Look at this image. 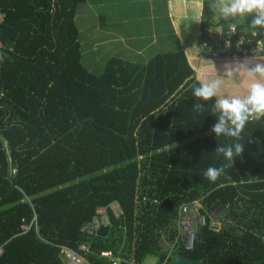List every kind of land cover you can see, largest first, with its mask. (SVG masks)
Wrapping results in <instances>:
<instances>
[{
    "label": "trees",
    "instance_id": "16d2710c",
    "mask_svg": "<svg viewBox=\"0 0 264 264\" xmlns=\"http://www.w3.org/2000/svg\"><path fill=\"white\" fill-rule=\"evenodd\" d=\"M203 2L201 28L235 24L247 38L264 31L250 16L215 24L212 2ZM86 3L0 0V264H63L62 247L81 245L89 264H114L104 251L121 264L149 256L264 264V117L246 123L231 162L214 152L235 142L210 134L215 98L203 112L192 108L193 85L216 77L222 96L244 97L253 81L243 68L226 72L264 63V52L214 60L198 56L199 44L191 59L185 47L162 46L141 63L127 38L95 74L81 52ZM209 167L224 168L215 182L204 177ZM193 201L207 222L187 251L179 220ZM93 222L96 234L82 230Z\"/></svg>",
    "mask_w": 264,
    "mask_h": 264
},
{
    "label": "rangeland",
    "instance_id": "374dc122",
    "mask_svg": "<svg viewBox=\"0 0 264 264\" xmlns=\"http://www.w3.org/2000/svg\"><path fill=\"white\" fill-rule=\"evenodd\" d=\"M165 3H167V0H114L113 4L109 2L111 7L119 8L120 11V14L118 12L106 13L107 17L112 18L115 16V18H119V21H115V25L110 27L113 31L109 32V27L101 26L100 21H98L101 17V9L103 10L105 7H108L105 4V0H88L89 7L87 3L83 5L77 17L78 25L81 29L80 40L82 43L83 64L88 69L91 67V72L100 74L103 66L112 56L110 52H113L114 48L123 45L124 41L129 38L128 35L138 34H142L143 40L139 45L134 47L132 56L135 61L145 63L162 47L159 44L160 37H156L157 39L153 38L156 36L154 34L155 28H157L155 31L157 35L163 36V40L166 39V47H169L170 51H175L180 49V47L184 48L183 45L179 44V38L171 25V18L165 10ZM213 6L215 9L214 22L217 24L222 19V16L216 5ZM125 7H128L126 14L124 12ZM120 8L123 9L122 12ZM119 23H122L121 27L118 26ZM188 24H190L191 29H194L190 37L193 41L197 39L196 47H198L199 37L198 35L196 36L195 29L199 28L200 31V23L190 20ZM116 29L118 33H121L122 37L120 36V38L117 37V40H112V35L116 32ZM158 29H161L162 32H159ZM105 30L109 36L108 39H105L102 35V32ZM188 43L190 44L188 46H194L193 42L189 39ZM138 47L144 49L141 55L138 54ZM213 217H215L214 221L216 223L221 221L220 218H217L216 213L213 214ZM144 264H158V259L156 256H149Z\"/></svg>",
    "mask_w": 264,
    "mask_h": 264
},
{
    "label": "clouds",
    "instance_id": "9594fccd",
    "mask_svg": "<svg viewBox=\"0 0 264 264\" xmlns=\"http://www.w3.org/2000/svg\"><path fill=\"white\" fill-rule=\"evenodd\" d=\"M218 10L223 19L239 17L244 20L252 17L250 27L253 29H264V0H219ZM233 29L235 25L232 26ZM243 68L247 76L253 81L244 97L222 96V78L216 77L212 80L201 82L199 86L193 85L192 95L195 98L193 110L203 112L206 108L204 102L215 98L212 109L218 112L217 120L210 128V134L215 137L227 136L234 138V143L225 146H217L215 153L224 159L233 161L240 155L244 145L238 141L247 122L256 121L264 117V63H255L249 67L246 61L234 69L226 72L227 77H235L239 69ZM224 172L223 167H209L204 172V177L215 182Z\"/></svg>",
    "mask_w": 264,
    "mask_h": 264
},
{
    "label": "built area",
    "instance_id": "2783aa9c",
    "mask_svg": "<svg viewBox=\"0 0 264 264\" xmlns=\"http://www.w3.org/2000/svg\"><path fill=\"white\" fill-rule=\"evenodd\" d=\"M0 15V19H1ZM235 25V24H234ZM230 25L226 28L218 25H208L202 27L199 32V52L198 56L207 54L209 57L215 59H237L239 54L247 57L258 56L264 52V31L252 33L251 38L245 35L238 36V27ZM248 46V47H246ZM1 47V46H0ZM264 54V53H263ZM227 60V59H226ZM17 170L13 169L12 174H16ZM118 206H113V210L117 211ZM102 223L108 224L106 211L101 210ZM206 218L202 214V205L199 201L183 207V216L179 220L180 236H183L185 241V249L190 251L195 246L196 234L199 228L206 224ZM24 233L30 230V226L23 225ZM83 231L90 234L97 233V224L95 222L87 224L83 227ZM89 246L81 245L79 251H73L69 248L62 247L63 264H89L86 255L89 253ZM102 255L106 258H111L114 264H121V260L116 258L112 251H104Z\"/></svg>",
    "mask_w": 264,
    "mask_h": 264
},
{
    "label": "crops",
    "instance_id": "0c3cea01",
    "mask_svg": "<svg viewBox=\"0 0 264 264\" xmlns=\"http://www.w3.org/2000/svg\"><path fill=\"white\" fill-rule=\"evenodd\" d=\"M205 0H167V3H165V10L167 12V14L170 16L171 18V25L174 28L178 38H179V44L183 45L185 47V49L187 50V52H189L188 54L191 55V59H197L196 54H197V39L196 41H193L192 38L190 37L191 32H193L194 29H191L190 24H188V22L190 20L196 21V23H200V27L202 25V16H203V8H204V2ZM212 2V6L216 5L219 2V0H210ZM109 2H111V4L114 3V0H105V4H107L108 7H105L102 11V15L101 17L98 19V21H100L101 26H107V28L109 27V32L113 31L110 29V27H113L115 25V21H119V18H115L112 17H107L106 13L112 12V13H116L118 12V14H120L119 8L116 9L114 7H111L109 5ZM128 7L124 8V12L126 14V10ZM106 9V10H105ZM214 9V6H213ZM121 12L123 9H121ZM215 12V9H214ZM103 22V24H102ZM120 24V23H119ZM118 24V25H119ZM157 28H155L154 30V34L156 36H154L153 38L156 37H160L159 38V44L160 46L166 47L167 46V41L166 39L163 40V36H159L157 35V33L155 32ZM201 30V29H200ZM159 32H162L161 29H158ZM199 28L195 29L196 32V36L198 34ZM200 32V31H199ZM113 34V33H111ZM102 35L104 36L105 39H108V34L106 33V30L102 32ZM120 36L122 37L121 33L114 32V34L112 35V40H117V37L120 38ZM128 37L132 40L135 41L136 43H138V45L142 42L143 40V36L142 34H138V35H128ZM157 39V38H156ZM188 39L191 40L193 42L194 46H188ZM127 43V42H125ZM190 45V44H189ZM181 48V47H180ZM196 48V49H195ZM166 49V48H164ZM167 49H169V47H167ZM144 49H142L141 47H139L137 49L138 53L143 52ZM168 51V50H167ZM115 52V51H113Z\"/></svg>",
    "mask_w": 264,
    "mask_h": 264
},
{
    "label": "water",
    "instance_id": "95a60500",
    "mask_svg": "<svg viewBox=\"0 0 264 264\" xmlns=\"http://www.w3.org/2000/svg\"><path fill=\"white\" fill-rule=\"evenodd\" d=\"M172 264H197L196 260L186 259L184 257L176 256Z\"/></svg>",
    "mask_w": 264,
    "mask_h": 264
}]
</instances>
